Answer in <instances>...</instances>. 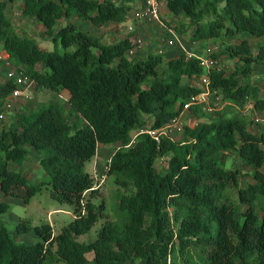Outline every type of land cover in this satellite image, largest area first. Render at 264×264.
<instances>
[{
	"label": "trees",
	"instance_id": "16d2710c",
	"mask_svg": "<svg viewBox=\"0 0 264 264\" xmlns=\"http://www.w3.org/2000/svg\"><path fill=\"white\" fill-rule=\"evenodd\" d=\"M9 1L0 0V45L39 87L66 91L77 121L70 122L58 100L17 113L0 132V192L30 201L47 185L54 199L74 206L75 216L58 234L51 223L36 225L40 239L30 243L15 242L0 218V264H91L89 252L93 264H181L179 257L184 264H264V131L253 133V119L236 109L249 102L264 110L261 88L251 81L254 64L264 65V43L253 47L254 37H264V0H164L185 19L176 31L185 35L193 28L194 43L249 33L214 54L239 63L230 73L210 74V88L228 103L210 111L195 104L211 119L185 125L180 140L147 130L170 125L202 91L194 80L205 73L201 58L185 51L135 58L132 38L105 43L71 21L77 16L96 26L124 23L132 0H24L22 14L41 21L53 50L16 31ZM62 19L68 21L59 26ZM4 62L0 56V69ZM15 87L13 80L0 79V113ZM101 143L121 144L107 170L120 189L117 219L82 242L77 237L106 209L92 199L98 188L86 170ZM29 147L41 154L48 180L32 183L10 168L30 158ZM226 152L253 166V182L241 185V170L220 160ZM160 157H169L163 171L155 165ZM237 200L248 204L243 219L236 216ZM10 208L0 197V213ZM31 229L28 219L17 224L18 232Z\"/></svg>",
	"mask_w": 264,
	"mask_h": 264
},
{
	"label": "rangeland",
	"instance_id": "374dc122",
	"mask_svg": "<svg viewBox=\"0 0 264 264\" xmlns=\"http://www.w3.org/2000/svg\"><path fill=\"white\" fill-rule=\"evenodd\" d=\"M24 0H10L7 7L10 11L15 29L18 33L22 35H28L35 38L42 47L53 50L56 47L55 42L52 37L45 34V27L41 21L35 16L33 18H28L22 14V8L18 7L23 5ZM120 3L122 0H116ZM161 3V11L159 14V19L153 21H142L135 19L132 15L134 10L139 9L143 4L147 3V0H132V8L127 21L124 23L112 22L106 26H96L89 20H79L77 16L71 18V21L76 22L78 27L84 31H89L93 35L99 37L105 43H115L118 40L130 37L137 41L140 39L144 41L143 48L137 51L134 55L135 58L142 57L150 51H159V48L165 51H171L172 55L180 54L182 51L198 55H207V50L209 47L215 48L219 53L223 48L230 42H239L242 39L249 36V33H243L239 38L234 39L231 37H224L219 40H210L202 43H194L190 40V36L193 32L191 28L187 34L180 35L174 26L179 24L184 18L172 13L166 2L159 0ZM68 19H62L59 26L66 24ZM167 22H171L172 26L168 25ZM133 25L134 29L130 30L129 27ZM253 47L257 51L260 43H264V37L258 38L254 37ZM170 39L175 40V44L168 48V42ZM58 49L64 51L63 46L59 45ZM0 56L5 59L3 67L0 69V79L2 81L12 80V71L16 69L21 70L19 65H16L13 61L9 60V53L0 45ZM172 57V56H171ZM223 58V57H222ZM223 64L227 66L228 73L235 70L236 66L239 65L237 60H229L223 58ZM255 71L251 76V81L257 84L261 88V95L264 96V65L254 64ZM241 81L246 84L248 79L244 76H240ZM26 95H22L13 102L12 108H6L5 105L0 113V132L4 127L11 126L15 121V115L22 110L30 107H36L40 104H48L52 100H58L61 102L67 112L68 118L71 123L77 121V114L72 110L70 102L68 100V93L66 91H56L49 88L39 87L37 83H34L30 88L25 91ZM220 97L216 94L211 96L210 101L217 109H222L226 102L219 100ZM249 103V102H248ZM248 103L244 106L239 104L236 109L241 112V114L246 115L250 119L252 118V112L247 109ZM185 108L177 121L168 129L174 139L180 140L183 138L184 126L185 125H197L198 123L207 121L211 119V116L207 113H202L198 107ZM149 123L151 124L153 119L148 117ZM254 122L250 123V130L253 133L261 134L264 131V122ZM134 133V132H133ZM136 133L134 134L135 137ZM121 146L120 143L114 144H100L98 148V153L86 163V170L92 174L98 192L92 196V199L99 203L101 201L105 202L106 209L91 230L85 234L77 237L78 240L82 242H89L97 237L98 231L102 225L107 221H112L117 219L115 206L117 204V196L120 191L118 185L115 182L114 177L107 175V170L111 156L114 152ZM30 148V158L23 163V165L13 164L10 168L22 170L23 173L32 183H39L41 181H46L49 179L48 173L45 171L43 166L40 164L41 154H39L33 147ZM169 157H160L156 162V167L163 171L166 166V162ZM220 160L226 167L239 168L241 170L240 182L242 186L248 185L255 179L253 177V166L245 163L238 154L236 153H224L220 155ZM264 169V167H263ZM123 190V189H121ZM87 197H90V193H87ZM0 197L11 203V208L8 212L0 213V218L7 225L10 233L12 234L13 240L17 243H30L39 241V237L36 234L34 227L36 225H41L42 223H51L55 234L60 233L62 228L69 224L75 214L74 206L67 203H61L51 196L50 187L45 185L42 190L37 192L30 201H25L22 198L4 195L0 192ZM236 198V197H235ZM238 212L236 216L243 219L242 212L248 208V204L240 203L237 200ZM263 214V213H262ZM23 219H28L29 223L32 225V229L28 233L18 232L17 224ZM90 259L91 264H93L94 253L89 252L87 254ZM181 264H184L181 257H179Z\"/></svg>",
	"mask_w": 264,
	"mask_h": 264
},
{
	"label": "built area",
	"instance_id": "2783aa9c",
	"mask_svg": "<svg viewBox=\"0 0 264 264\" xmlns=\"http://www.w3.org/2000/svg\"><path fill=\"white\" fill-rule=\"evenodd\" d=\"M161 11V3L159 0H147V3L143 4L139 9L134 10L132 15L135 19L142 20V21H153L156 19H159V14ZM130 30L134 29V26L131 25L129 27ZM134 40V39H133ZM135 41V40H134ZM136 47L132 48L130 50L131 54H135L137 51H139L140 48H143L144 41H141L138 39ZM168 44V48H171L175 44V40L170 39ZM162 48H159V52H163ZM207 55H196L189 53L190 56H197L200 57L202 60V64L205 67V73L200 76L196 77L195 85H198L202 88V91L198 93L197 95L193 96V98L184 105L183 110L186 108H190L192 105H200L205 109L206 111L217 109V106H214L213 103H211L210 98L215 93L210 88V74L212 70L217 71H223L227 69V66L223 64V60H221L220 57L214 56V54L218 53L215 48L209 47L207 50ZM11 75L13 76V81L16 84L15 89L13 92L6 98L5 101V107L6 108H12L13 102L17 98L21 97L22 95H26L25 91L30 88L35 82L34 79L29 76V74L24 70H18L11 72ZM228 103V102H226ZM247 109H250L252 112V119L257 122H264V110L260 111L258 110L253 103H249L247 106ZM177 119H175L170 125H167L160 129H148L147 132H149L152 136L159 138L160 135L164 134L168 137H172L171 132H168V129L173 125L174 122H176Z\"/></svg>",
	"mask_w": 264,
	"mask_h": 264
},
{
	"label": "crops",
	"instance_id": "0c3cea01",
	"mask_svg": "<svg viewBox=\"0 0 264 264\" xmlns=\"http://www.w3.org/2000/svg\"><path fill=\"white\" fill-rule=\"evenodd\" d=\"M18 7L22 8V7H21V4H19ZM29 17H30V18H33V16H28V18H29ZM73 17H74V16H73ZM84 21H85V20H84ZM111 23H112V22H111ZM111 23H110V24H111ZM170 49H171V48H170ZM139 51H140V49H139ZM186 52L189 53L187 49H186ZM164 53H165L167 56H169V57H171V56L174 57V56H178V55H179V54L172 55V54H171L172 52H171V51H168V50L165 51ZM196 55H198V54H196Z\"/></svg>",
	"mask_w": 264,
	"mask_h": 264
},
{
	"label": "clouds",
	"instance_id": "9594fccd",
	"mask_svg": "<svg viewBox=\"0 0 264 264\" xmlns=\"http://www.w3.org/2000/svg\"><path fill=\"white\" fill-rule=\"evenodd\" d=\"M189 54V53H188Z\"/></svg>",
	"mask_w": 264,
	"mask_h": 264
}]
</instances>
